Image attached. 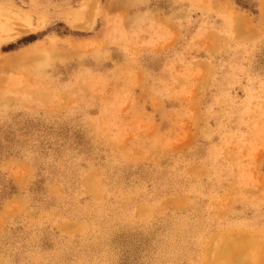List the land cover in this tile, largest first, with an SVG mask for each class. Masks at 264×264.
Instances as JSON below:
<instances>
[{
    "label": "rangeland",
    "instance_id": "rangeland-1",
    "mask_svg": "<svg viewBox=\"0 0 264 264\" xmlns=\"http://www.w3.org/2000/svg\"><path fill=\"white\" fill-rule=\"evenodd\" d=\"M0 11V264H264V0Z\"/></svg>",
    "mask_w": 264,
    "mask_h": 264
},
{
    "label": "bare ground",
    "instance_id": "bare-ground-1",
    "mask_svg": "<svg viewBox=\"0 0 264 264\" xmlns=\"http://www.w3.org/2000/svg\"><path fill=\"white\" fill-rule=\"evenodd\" d=\"M1 14H3V12L0 11V16H1ZM12 16L15 17V18H18V19L20 18L19 15L16 14V13H12ZM21 20H22L24 23H27V24H26L27 28L31 27L28 18H22ZM244 242H245V241H243V242H239V243H241V244H240V246L236 247L235 254H238L240 251H242L244 245H246V244L249 243V242H245V243H244Z\"/></svg>",
    "mask_w": 264,
    "mask_h": 264
}]
</instances>
